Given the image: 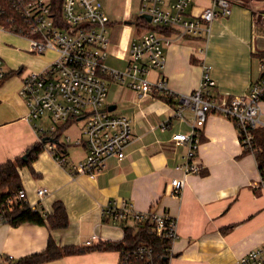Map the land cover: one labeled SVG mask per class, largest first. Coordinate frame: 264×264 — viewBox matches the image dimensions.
<instances>
[{
	"label": "crops",
	"instance_id": "1",
	"mask_svg": "<svg viewBox=\"0 0 264 264\" xmlns=\"http://www.w3.org/2000/svg\"><path fill=\"white\" fill-rule=\"evenodd\" d=\"M97 1L109 19L110 46L105 63L118 59L128 66L129 46L145 32L134 23L143 18L142 0ZM174 1L166 0L167 4ZM231 1V15L217 17L208 38L173 35L172 44L165 49V68L146 76L152 82L165 79L173 99L168 101L160 94L142 96L124 84L109 81L108 110L132 122L133 138L123 159H108L94 178L72 175L46 145L34 163L38 176L27 168L22 170L28 203L50 214L54 204L61 202L70 223L65 230L0 223V264H8L10 257L17 262L43 252L50 238L59 246L83 247L92 237H97L94 245L121 242L125 229L135 223L116 221L104 213L115 201L131 203L137 212L168 213L175 219L177 237L171 243L173 255L168 264H236L264 243V188L256 158L244 151L234 122L211 112L206 122L198 125L202 139L198 174L185 176L180 168L187 148L173 140L175 134L191 131L193 111L185 110L183 120L176 117L175 108L180 96L191 95L199 88L204 67H210L217 99L247 94L261 76L264 0ZM211 5L212 0H197L188 13L198 16ZM125 11L126 20L116 22L114 18ZM133 11L135 16L130 18ZM29 50L27 39L0 28V58L7 75L13 73L0 86V164L23 155L41 139L35 130V124H41L29 120L30 110L20 91L23 79L44 71L54 62L50 54L55 53L57 58L58 53L35 55ZM262 108L264 113V101ZM163 124L167 125L165 130L161 129ZM77 138L80 136L72 137ZM62 153L66 162L76 165L86 158L87 149L74 145ZM173 179L186 182L179 196L168 187ZM41 189H47L43 197L38 195ZM43 264H120V253L91 252Z\"/></svg>",
	"mask_w": 264,
	"mask_h": 264
},
{
	"label": "built area",
	"instance_id": "2",
	"mask_svg": "<svg viewBox=\"0 0 264 264\" xmlns=\"http://www.w3.org/2000/svg\"><path fill=\"white\" fill-rule=\"evenodd\" d=\"M195 1L175 0L167 4L166 0H142L141 16H150V24L174 33L168 35L143 29L145 32L129 46L126 70L119 72L105 63L110 46L109 19L99 1L8 0L14 12L26 23V31L20 36L29 41L31 53H58V57L44 71L29 74L23 79L20 95L29 107L30 121L51 123L49 129L44 123L35 124V130L40 133L41 139L49 140V149L69 173L94 178L105 168L108 159H123L126 148L132 142L131 120L112 114L106 106L109 81L124 84L142 96L160 94L168 101L174 98L165 79L152 82L146 77L151 71L165 68V49L172 44V36L208 38L214 20L229 17L232 13L231 0H212V5L200 15H190L188 11ZM2 13L0 8V15ZM260 71L259 80L247 94L217 99L212 91L216 82L207 66L204 67L199 88L191 95L179 97L176 117L184 120V111L190 109L195 119L190 133L173 136L175 142L187 148L185 162L180 168L185 176L198 174L201 170L198 150L202 139L198 125L204 124L211 112L233 121L243 147L251 146V130L264 126V60L261 61ZM6 76L4 61L0 58V83ZM79 120L84 121L80 138L66 136L62 139L66 131L60 136L59 129L65 126L71 128ZM166 127V124L161 125L162 130ZM58 139H62V149L85 146L86 158L76 165L66 162L62 150L54 141ZM185 183L183 179H173L168 187L173 195L179 196ZM46 194L47 189L38 191L40 197ZM107 208L104 213L112 215L116 221L150 222L153 233L166 238L170 244L177 237L176 221L168 213L137 212L126 201L112 202ZM95 241L97 237H92L85 245L92 246ZM165 254L173 255L171 246L165 249ZM153 257L152 248L140 246L124 251L120 264H151ZM236 264H264V243L246 253Z\"/></svg>",
	"mask_w": 264,
	"mask_h": 264
},
{
	"label": "trees",
	"instance_id": "3",
	"mask_svg": "<svg viewBox=\"0 0 264 264\" xmlns=\"http://www.w3.org/2000/svg\"><path fill=\"white\" fill-rule=\"evenodd\" d=\"M0 8L3 10L0 15V28L19 36L23 35L22 32H25L27 28L23 17L14 12L8 0H0ZM134 23L142 30L160 31L168 35L174 33L172 30H162L155 27L143 18H138ZM12 74H8L6 77ZM68 128L67 126L60 128L58 131L59 135L61 136ZM251 133L253 135L251 146L247 148L244 146V151L254 154L261 176V186L264 188V126L252 129ZM48 141L47 138H42L27 149L23 155L0 164L1 223L9 224L12 227L34 224L47 226L52 230H65L69 227V214L63 203H55L53 211L50 214H44L30 206L24 191L21 172L27 168L34 176H38L34 170V163L45 150ZM54 141L57 147L64 152L65 149L61 148V141L59 139ZM26 154L28 158L24 160L23 156ZM140 246H147L153 249L154 257L151 264H168L170 256L165 254V249L170 248L171 244L166 238L159 237L153 233V227L150 222L137 223L134 227L126 228L124 239L121 242L99 243L83 247L76 245L59 246L50 238L47 248L43 252L32 254L17 262H13L12 259L8 258V264H43L66 256L107 251H117L122 257L124 251L137 249Z\"/></svg>",
	"mask_w": 264,
	"mask_h": 264
},
{
	"label": "rangeland",
	"instance_id": "4",
	"mask_svg": "<svg viewBox=\"0 0 264 264\" xmlns=\"http://www.w3.org/2000/svg\"><path fill=\"white\" fill-rule=\"evenodd\" d=\"M134 13H135V11H133V13H129L128 16H130V18H131L132 16H135ZM127 14H128V11H125L124 13H119V16L115 17L114 20H115L116 22H121V23H122V22H124V21L126 20V18H127V17H126ZM29 51H30V50H29ZM50 55H51L50 57H52L53 60H55V58H56V54H55V53H51ZM106 63H107L108 66H110L112 69H113V68H116V70L119 71V72H124V71L126 70V67H127V64H126L125 61H123V60H118V59H108ZM5 69H6V68H5ZM21 89H22V88H21ZM38 123H40V124H43V123H44V126L46 127V129H49V128L51 127V123H50V122H43V120H42V121L39 120ZM83 125H84V121H83V120H81V121L79 120V121L75 122V123L71 126V128H69L70 130H69L68 132H66V133L63 134L62 139H63L64 137H66V135H71V136L74 137V138H76V137H78V136H81L80 131H81V129L83 128ZM62 139H60V140H62ZM5 262H7V261H5Z\"/></svg>",
	"mask_w": 264,
	"mask_h": 264
},
{
	"label": "water",
	"instance_id": "5",
	"mask_svg": "<svg viewBox=\"0 0 264 264\" xmlns=\"http://www.w3.org/2000/svg\"><path fill=\"white\" fill-rule=\"evenodd\" d=\"M143 18L146 19L149 23H151V21H152L151 17L148 16V15H144ZM111 110H112V109H110V111H111ZM45 141H46V140H45ZM45 141H44V142H45ZM27 158H28V155H27V154L23 156V159H24V160H27Z\"/></svg>",
	"mask_w": 264,
	"mask_h": 264
}]
</instances>
